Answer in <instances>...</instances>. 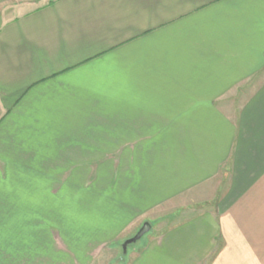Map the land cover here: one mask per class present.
Here are the masks:
<instances>
[{"label": "crops", "instance_id": "1", "mask_svg": "<svg viewBox=\"0 0 264 264\" xmlns=\"http://www.w3.org/2000/svg\"><path fill=\"white\" fill-rule=\"evenodd\" d=\"M119 253L264 264V0H0V264Z\"/></svg>", "mask_w": 264, "mask_h": 264}, {"label": "water", "instance_id": "2", "mask_svg": "<svg viewBox=\"0 0 264 264\" xmlns=\"http://www.w3.org/2000/svg\"><path fill=\"white\" fill-rule=\"evenodd\" d=\"M149 229L150 224L148 222H145L132 237L124 241V243L122 244L124 252L126 251L127 245L139 240L147 231H149Z\"/></svg>", "mask_w": 264, "mask_h": 264}, {"label": "rangeland", "instance_id": "3", "mask_svg": "<svg viewBox=\"0 0 264 264\" xmlns=\"http://www.w3.org/2000/svg\"><path fill=\"white\" fill-rule=\"evenodd\" d=\"M152 226H153V224H152ZM140 241H141V240H137V241H135V242H133V243H130V244L127 246V250H131V249H133V248H136V247L139 245ZM121 252H123V250H122ZM126 258H127V254H126V253H119L118 259H116L117 261L115 260L114 262H115V263H116V262H121V264H122L123 262L126 261ZM115 263H113V264H115Z\"/></svg>", "mask_w": 264, "mask_h": 264}]
</instances>
